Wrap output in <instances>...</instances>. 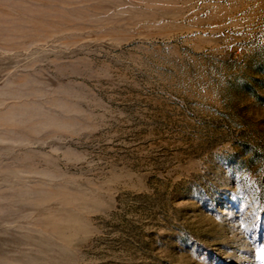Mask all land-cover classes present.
Here are the masks:
<instances>
[{"label": "rangeland", "instance_id": "rangeland-1", "mask_svg": "<svg viewBox=\"0 0 264 264\" xmlns=\"http://www.w3.org/2000/svg\"><path fill=\"white\" fill-rule=\"evenodd\" d=\"M264 0H0V264H264Z\"/></svg>", "mask_w": 264, "mask_h": 264}, {"label": "snow or ice", "instance_id": "snow-or-ice-1", "mask_svg": "<svg viewBox=\"0 0 264 264\" xmlns=\"http://www.w3.org/2000/svg\"><path fill=\"white\" fill-rule=\"evenodd\" d=\"M258 259L264 260V248L260 249V254L258 255Z\"/></svg>", "mask_w": 264, "mask_h": 264}]
</instances>
